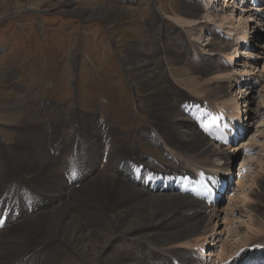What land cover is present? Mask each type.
Returning <instances> with one entry per match:
<instances>
[{"label":"bare ground","instance_id":"obj_1","mask_svg":"<svg viewBox=\"0 0 264 264\" xmlns=\"http://www.w3.org/2000/svg\"><path fill=\"white\" fill-rule=\"evenodd\" d=\"M214 1L189 0L184 4L183 11L177 12L191 32L195 30L198 36L206 32L211 36L203 48L210 56L196 49V43L184 39H180L181 53L176 48L169 53L164 46L169 30L163 26L162 19L156 17L154 31H151L152 54L132 46L130 54L124 58L126 68L136 72L135 80L138 79L140 88L146 92L145 102L153 112V122L141 133L144 138L159 145L161 158L155 160L159 162L158 167L169 170L165 171L168 173L198 165L228 170L231 160L224 149L208 142L185 115L180 104L190 98H183L184 95L168 78V67V72L179 77V83L191 88L190 95L211 103L220 104L223 101L237 107L240 100L244 104L247 99L245 111H252L255 115L260 113V103H256L253 109H246L249 102H254L255 97L251 94L255 87L249 89L244 85L247 86L246 96L237 99L240 91L232 96L226 81L231 79L233 82L238 76L231 72L222 58L211 56L226 54L236 45L220 37L213 28L214 22L221 25L226 20L224 11L219 10L221 6L211 7ZM124 10L100 7L96 16L110 22L118 20ZM218 12H222L221 18ZM263 14L264 11L261 18L255 21L259 23ZM209 17L215 18L213 23L206 20ZM243 19L244 16H238L228 22L232 27L228 31L237 30ZM246 19L243 30L247 22L252 21L248 15ZM189 45L195 49L193 58ZM242 51L243 48L239 57L244 53ZM169 54L177 59L175 68L170 67ZM182 61L185 65H180ZM250 63L243 60V64ZM259 124H264V118ZM53 127L52 133H48L51 136L42 130L43 136L40 134L33 138L30 146H16L12 150L16 164L11 165L12 158L7 154L0 163V199L4 204L14 202L20 206L18 198H27L28 188L33 187L35 192L20 207L19 216L0 229V264H176L177 261L180 264H198L200 255L191 247L196 242L208 240L206 235L213 229L211 225L218 218L220 209L214 208L206 214L207 208L203 204L187 196L168 191H149L142 178L132 173L133 166L130 164L139 163L150 168V156L126 146L124 133L98 123L94 115H78L74 120L71 117L63 123L60 133H56V126ZM95 127L98 130L94 133L92 130ZM260 136L264 137V133ZM51 139H60L61 142L60 146H54V154L47 156L46 153H39L48 147V140ZM255 142L256 138L247 144L253 148ZM216 160L222 164L214 163ZM37 168V173L31 175ZM74 168L82 175L77 180H73L71 174ZM256 172L255 180L250 184L246 183V179L238 182L240 199L245 202L250 192L257 193L254 197L258 204L250 209L247 235L240 239L243 244L234 242L235 246H230L228 251L224 248L220 250L221 253H228L226 257L246 243L264 244V174ZM37 175L46 178L41 180L35 177ZM22 178L25 180L22 181ZM254 184L258 185V189L255 191L252 188L247 193L246 186L249 189ZM233 201L227 210L232 211L236 207L238 201L234 204ZM21 218L29 220L13 224ZM226 223L224 228L228 226ZM212 243L208 246L214 245V241ZM210 249L207 252L212 251Z\"/></svg>","mask_w":264,"mask_h":264},{"label":"rangeland","instance_id":"obj_2","mask_svg":"<svg viewBox=\"0 0 264 264\" xmlns=\"http://www.w3.org/2000/svg\"><path fill=\"white\" fill-rule=\"evenodd\" d=\"M187 1L189 0H0V163L6 159L7 154L12 158L11 165L16 164L12 155V150L16 146H30L29 142L38 137L42 130L51 136L48 133H52L53 126H56V133H60L63 130L61 128L63 123L71 117L74 120L78 115L82 117L94 115L98 123L110 125L124 133L127 139L126 146H130L134 151H140L139 146L144 152L154 156L152 145L140 135L142 128L153 122L151 117L153 112L145 102L146 92L140 88L138 79L135 80L136 72L126 68L124 58L130 54L132 46L139 49L141 47L144 52L152 54L151 31H154L156 17L162 19L163 26L169 30L164 39V46L169 53L175 49L181 37L192 39V35H196L195 39L200 38L195 30L191 32L186 27L177 14L178 11H183ZM100 7L125 10L118 20L105 22L96 16L97 13L99 15L97 8ZM220 11L226 14L224 23L235 20L233 15L227 14L226 9ZM218 14L222 17V12ZM214 19L209 17L206 20L213 23ZM257 24L259 23L256 22L255 25ZM263 30L264 28L259 33L262 34ZM204 33L206 35V32ZM260 34L257 37H261ZM205 45L201 50L197 47L196 49L210 56L207 50L203 51ZM253 50L263 53L264 44L254 42ZM216 55L211 56L216 57ZM171 56L173 57V54H169L167 59L171 63L170 67L175 68L177 59ZM243 60L245 59L239 57L240 62ZM245 61L251 62L254 67L259 63L255 59ZM168 70L169 67L166 73L174 85L178 88L183 87L182 92L187 90L191 92L189 86L179 83V77L171 71L169 73ZM230 80L226 81V85L228 81L231 82ZM232 85L230 84L229 87ZM255 89L251 94L253 98L255 97L254 102H249L246 109L249 107L253 109L260 103L258 111L261 113L264 112V86L259 92ZM178 90L180 92V89ZM243 93L242 97L247 95V91L243 90ZM255 99L260 101L255 102ZM245 103L247 105V99ZM244 113L245 116L248 115L249 120L257 118L261 123L262 114L255 115L252 111L247 113L245 109ZM253 115L255 116L252 117ZM263 125L257 124L258 129L254 130L249 138L247 137V143L254 138L258 142L260 138L259 144L257 145V142L254 144L258 146L256 157H250L255 159L256 164L252 160L245 161L248 162L246 164L251 163V177H253L251 182L255 180L254 171L264 174V144H262L264 137L260 136V133H264ZM97 130L98 127H95L92 132L95 133ZM60 145V139L48 140V147L39 153L51 156L55 152L54 146ZM155 147L159 151V148ZM258 154L260 157H257ZM160 158L161 155L156 159L160 160ZM37 171L38 168L31 175L36 174ZM35 177L41 180L46 178L42 175ZM24 180L25 178H22V181ZM251 182L246 181L247 184ZM247 187L248 185L247 193L252 188L255 191L258 189L256 184L250 185V190ZM28 189L27 198H18L20 207L35 193L33 187ZM254 195L257 196V193L250 192L249 199L245 202L240 199V204L233 208L234 211L237 208L234 218V211L227 210L228 206L225 209L216 208L220 209L218 217L220 212L225 211L223 215L225 222L214 224L215 226L221 224V227H212L211 231H215V235L211 231L206 235L207 239L211 240L209 242L214 241V245L210 244L209 248H215L219 243L218 250L224 248L228 251L230 246H235L234 242L243 244L240 239H244L247 235L246 224L250 209L257 207L258 204ZM30 214L33 215V212L30 211ZM226 217L229 220H226ZM23 219L29 220V218H21L13 224L18 225L17 223ZM231 219L234 224L228 229ZM225 223L228 226L224 228ZM225 232H230L229 236L234 234V239L226 237L225 243L222 237Z\"/></svg>","mask_w":264,"mask_h":264},{"label":"snow or ice","instance_id":"obj_3","mask_svg":"<svg viewBox=\"0 0 264 264\" xmlns=\"http://www.w3.org/2000/svg\"><path fill=\"white\" fill-rule=\"evenodd\" d=\"M216 119H217V118H213L212 121H211V123L214 124V123L216 122ZM201 127H202L205 131H208L209 125H208V124H202ZM218 139H219V137H218Z\"/></svg>","mask_w":264,"mask_h":264}]
</instances>
